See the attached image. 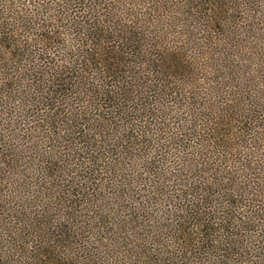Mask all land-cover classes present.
Segmentation results:
<instances>
[{"label": "trees", "instance_id": "trees-1", "mask_svg": "<svg viewBox=\"0 0 264 264\" xmlns=\"http://www.w3.org/2000/svg\"><path fill=\"white\" fill-rule=\"evenodd\" d=\"M249 1L0 0V98L33 112L32 104L49 99L63 98L60 107L82 103L65 116V107L58 114L48 104L46 122H72L65 132L76 126L85 139L89 121L104 130L99 140L96 133L85 140L99 156L83 157L89 164L67 185L55 184L63 170L51 158L35 164L37 182L21 184L12 172L21 147L0 139V239L9 234L20 244L42 223L73 220L86 201V182L93 181L107 183L121 208L137 202L136 234H173L176 246L164 252V242L155 241L119 255L87 253L80 242L71 252L28 245L20 253L0 248V264H264V145L250 138L263 122L256 125L257 113L237 87L223 94L227 82H213L225 99L206 109L205 101L192 98L191 84L170 89L167 81L189 83L208 55L224 72L233 71ZM77 3L84 8L72 17L68 11ZM201 33L202 46L195 43ZM153 72L164 84L152 83ZM46 89L48 97L39 98ZM166 102L183 106L175 128L167 123ZM51 188L57 197L47 194Z\"/></svg>", "mask_w": 264, "mask_h": 264}, {"label": "rangeland", "instance_id": "rangeland-1", "mask_svg": "<svg viewBox=\"0 0 264 264\" xmlns=\"http://www.w3.org/2000/svg\"><path fill=\"white\" fill-rule=\"evenodd\" d=\"M247 5L243 11L242 19H240L243 29L240 35L243 38L242 41H244L241 43L243 48L241 51L236 48L233 52L234 57L231 58L232 64L230 68L233 71L229 70L224 72L223 66L218 62H214V58L208 55L209 61L206 62L207 64L205 65L204 60L202 62L205 65L204 69L195 72V76L187 79L189 83L183 84V80V83L179 84L174 78H167V81L168 84L170 82L173 83L172 86L168 85L170 89L179 87L181 90L183 89V85H186L185 88H188L191 84L193 88L191 90L189 88L188 91L190 94L194 93L192 98H197L201 103L205 101L206 109L214 108L215 104L218 105L217 102L219 99H225L222 91H219L220 86L218 83L214 84L213 82H227L223 84V94L224 92L229 93L231 91L229 88L237 87L233 90L239 93V97L243 99L246 106H250L255 110V114L257 113L258 119L256 122L258 123L256 125L263 122L262 128L253 131L256 134L250 133V135L253 134L250 138L257 139L264 145V0H251L247 2ZM82 8H84L83 5L77 3L75 6L70 7L68 14L74 17L80 11L82 12ZM202 36L203 33L197 36L195 40L197 45L202 46L205 43V39ZM210 53L216 56V49H210ZM54 54L57 55L59 53L54 51ZM57 56L59 57V55ZM220 58L223 59V57ZM234 72L236 75H234ZM150 77L152 78L153 84L156 83L159 85L157 83L158 80L160 84H164L162 81L163 75L153 72V75ZM192 80H195L194 84H192ZM208 84L210 85V90H206L209 88ZM160 86L159 88L161 89L162 87ZM18 91L20 89L14 91V95H17ZM38 92L40 93L41 90H38ZM47 92L49 91L46 89L43 92L44 94L42 93L43 95L40 94L39 98L48 97L45 95ZM166 92H169V90ZM72 97L74 98V95ZM51 98H56V95L51 93ZM58 98L60 97L58 96ZM75 99L71 100L75 101V103L78 102ZM2 100L0 98V139L6 140L7 143H11L12 146L14 145L17 148L21 147V160L17 164L15 163L16 165L14 164L15 167L12 170V172L17 173L14 179L18 180L21 184L31 186L33 182H37V168L35 164L37 165L38 160L51 158L52 161L56 162L63 172L61 177L55 181V184L67 185L74 180L76 181L77 174L82 172L79 166L85 169L89 164L90 161L85 160L87 158L84 159L83 157L99 156L98 153L91 155L90 145L88 148V142H85V140L91 139L94 133L96 135L101 133L104 136V130L96 123L98 121H89L87 123L85 129L86 139L82 137L78 138L80 136L77 133L78 129H76V126L70 129L69 132H65L69 124L71 123L72 125V122L66 123V121H61L53 126L46 122L45 111L48 104H52L55 111L60 108L57 112L58 114H61V108L65 107L62 115L65 116L68 112L76 113L78 109L82 108L80 106L82 103H78L75 106L72 105V107H69L71 103L68 106L65 103L63 107H60L64 102L63 98L54 102L56 104H53L49 99V101L44 100L43 103H38V105L32 104L34 107H38L32 108L34 110L33 112L27 108L23 110V104L18 105V102L15 103L16 108H13L14 101L6 105L4 100ZM9 100L7 99V102ZM28 100L30 101V99ZM168 100L176 101L174 96H169ZM177 105L178 103L171 104L167 102L165 105L168 107L167 123L171 125L170 128H175L174 126L177 120L183 119L182 117L185 116L183 106ZM86 110L87 117L97 119L95 113L89 109ZM81 111H84V109ZM83 115H80L79 119L82 123H85V117ZM61 119L63 120L62 117ZM64 125L67 127L65 128ZM71 130L72 132L70 133ZM7 139L11 142H8ZM96 139L99 140L100 135H97ZM104 140H109V138ZM107 143H113V140L110 138ZM91 149L94 150V147ZM92 166L90 165V167ZM91 183L93 181H87L85 184L88 186L86 189V201L83 204L80 203L77 205V215L73 220L70 217L60 216L53 221L50 220L49 223H42L40 226L41 230L37 233L24 234L27 237L20 244L15 240H11L8 236L9 234H5L4 239H0V248L11 249L10 251L20 253L22 251H28L27 246L29 245L33 248L68 250V252H71L80 249L81 246L82 249H89L88 251L86 250L87 253L116 252L119 255L127 252L131 254L133 251H141L142 249L138 247L139 245H143L146 248L153 247L152 243L155 241L164 242L163 247H161L164 252L176 248L172 244L173 234H136L135 227L137 225L133 219L132 212H135L134 208L136 207L134 204L137 202L132 201L128 205V209L121 208V205L118 203L119 201L110 194L107 183L104 182L99 187H96L94 184L90 185ZM56 192L51 188V191L49 193L47 192V194L57 197ZM66 227L70 229V234H65L62 231V229L66 230ZM53 229H55V234L53 233ZM79 242L80 246L77 245ZM157 248L160 249V246H157Z\"/></svg>", "mask_w": 264, "mask_h": 264}]
</instances>
